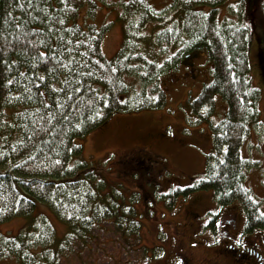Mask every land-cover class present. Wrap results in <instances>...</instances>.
I'll return each instance as SVG.
<instances>
[{
    "label": "trees",
    "instance_id": "1",
    "mask_svg": "<svg viewBox=\"0 0 264 264\" xmlns=\"http://www.w3.org/2000/svg\"><path fill=\"white\" fill-rule=\"evenodd\" d=\"M104 1L0 0V259L59 264V250H53L58 243L56 229L50 217L37 216L38 205L68 226L60 252L70 251L75 241L83 244L97 222L110 216L101 205L105 180L96 173L98 168L84 161L81 141L122 114L163 107L166 96L160 81L165 69L178 66L175 55L197 50L206 53L212 68L194 112L201 122H211L216 96L225 101L227 110L212 126L213 151L203 174L174 192L210 191L220 216L230 207L239 214V205L243 229L232 230L234 240L244 247L256 235L259 242L264 213L261 201L246 185L255 162L242 151L262 126L260 91L251 81L248 53L253 18L259 15L264 21V1L251 13L247 1L239 0L233 8L235 13L241 11L239 21L219 22L218 7L227 0H174L161 21L143 8L142 1L130 0L120 18L136 21L129 24L113 58L102 50L106 25L98 27L90 20L78 24L83 8L90 19ZM150 23H157L152 39L156 57L140 49L146 37L139 31ZM142 149L136 152L140 161L132 160L148 169L150 154ZM209 214L216 215L212 219L216 223L219 214ZM16 220L24 221L21 231L1 232ZM212 231L219 233L216 225ZM243 247L234 243L220 253L229 251L241 261ZM231 261L238 263L235 258Z\"/></svg>",
    "mask_w": 264,
    "mask_h": 264
},
{
    "label": "rangeland",
    "instance_id": "2",
    "mask_svg": "<svg viewBox=\"0 0 264 264\" xmlns=\"http://www.w3.org/2000/svg\"><path fill=\"white\" fill-rule=\"evenodd\" d=\"M140 1L144 9L160 17L156 21L163 20L174 3V0ZM237 1L227 0L218 7L219 22L226 19L239 21L241 11L235 13L233 9ZM245 1L252 13L260 9L264 0ZM129 2L105 0L90 19L85 17L87 7L78 19L81 25L90 20L98 27L107 26L102 43L107 58L118 53L130 31L129 24L136 21V17L119 18L123 5ZM203 9L205 12L210 10L209 7ZM257 16L253 18L254 33L248 59L252 84L260 91L258 109L262 126L251 134L242 153L255 162L246 175V185L261 201L264 213V21L263 17ZM156 28L157 23H150L139 31L146 37L144 45L147 47L141 46V52L155 57L159 55L152 40ZM184 55L175 57L181 62ZM207 61V55L203 53L196 62L203 66L202 73L196 79L183 80L179 85L180 93L174 91L178 82L171 81L168 89L166 86L177 68L165 69L166 75L160 82L167 98L163 107L122 114L108 127L93 131L81 141L84 161L98 168L96 173L105 180V186L100 190L101 205L110 216L97 222L83 244L75 241L70 251L60 252V246L66 245L68 226L47 207L38 205L37 216L50 217L56 229L58 243L53 250H59V264H233L231 259L234 258L237 264H244L243 252L239 253L241 261L229 251L220 253L222 247L227 249L234 243L238 249L243 247L241 241L234 240L232 232L242 229L244 217L240 206H236L239 214L230 207L221 213V217L210 191L174 192L187 188L195 176L203 174L207 158L213 151L212 126L221 121L227 110L225 101L216 96L214 114H209L211 122H201L198 113L194 112L195 105L201 103L197 98L204 84L210 82L212 64ZM142 148L150 154L148 169L133 161H140L136 152ZM143 174H148V178ZM210 212L219 214L216 223L212 220L216 215H210ZM229 213H232L231 217H237L236 227L235 222L230 224L228 216H224ZM23 224V220L7 223L1 232L16 234ZM215 225L219 230L217 234L212 231ZM224 225L229 226L227 230L233 235L224 231ZM220 233L223 234L220 236ZM0 264L18 263L7 258L0 259Z\"/></svg>",
    "mask_w": 264,
    "mask_h": 264
},
{
    "label": "flooded vegetation",
    "instance_id": "3",
    "mask_svg": "<svg viewBox=\"0 0 264 264\" xmlns=\"http://www.w3.org/2000/svg\"><path fill=\"white\" fill-rule=\"evenodd\" d=\"M199 57L200 56H197L194 52L187 53L186 55H184L183 61L180 62L179 65L177 66L178 67L176 70L177 73L174 74L173 77L169 78V82H171V81L178 82V84L176 85V87L174 89L175 92H179V85L182 84L183 80L188 79V81H189L191 78L196 79V76L198 74L202 73V67L203 66L196 64ZM170 93H171V91H170ZM189 99H192V98H189ZM141 157L148 159V156H141ZM233 220L235 221V227H236L237 217L233 218ZM231 221L232 220H229V223ZM228 228H229V226L227 225L226 230ZM228 234L232 235V233H230V231H228ZM240 237H241V235H240ZM259 238H260V241H259L260 243L258 242L256 235L254 237L252 236L250 239L246 240V243H247L246 249H245V251L244 250L241 251V252H243L244 255L247 254L245 257H247L249 259L251 258V260L253 261L254 264H264V234H262V236ZM186 261L188 263L187 259H186ZM211 264H213V263H211ZM244 264H246L245 261H244ZM247 264H249V263H247Z\"/></svg>",
    "mask_w": 264,
    "mask_h": 264
},
{
    "label": "bare ground",
    "instance_id": "4",
    "mask_svg": "<svg viewBox=\"0 0 264 264\" xmlns=\"http://www.w3.org/2000/svg\"><path fill=\"white\" fill-rule=\"evenodd\" d=\"M153 14V13H152ZM168 15L169 14H167V15H164L165 17L164 18H167L168 17ZM155 17H157V18H160L159 16H157V15H154Z\"/></svg>",
    "mask_w": 264,
    "mask_h": 264
}]
</instances>
